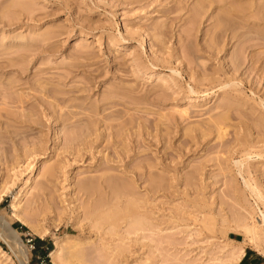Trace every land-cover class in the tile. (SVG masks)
I'll return each mask as SVG.
<instances>
[{
  "label": "rangeland",
  "instance_id": "rangeland-1",
  "mask_svg": "<svg viewBox=\"0 0 264 264\" xmlns=\"http://www.w3.org/2000/svg\"><path fill=\"white\" fill-rule=\"evenodd\" d=\"M259 210L264 0H0V219L29 264H239Z\"/></svg>",
  "mask_w": 264,
  "mask_h": 264
},
{
  "label": "bare ground",
  "instance_id": "bare-ground-1",
  "mask_svg": "<svg viewBox=\"0 0 264 264\" xmlns=\"http://www.w3.org/2000/svg\"><path fill=\"white\" fill-rule=\"evenodd\" d=\"M29 181L27 180V185L29 184ZM113 184H114V182H113ZM86 187H88V186H86ZM22 196L23 195L20 194V196L18 198H16V202H18L20 200V198H22ZM257 198H258V200H260V196L257 195ZM14 207H15L14 208V210H15L16 206H14ZM258 212H259L258 218H260L259 222H257L256 219L252 218V216L250 214H248L249 217H244V219H242V222L240 223V227L242 228L241 230H243V232L245 234V237L248 239V243L252 247H254L257 250H259L262 254H264V211L259 210ZM135 214H136V212H135ZM107 218H109V217H107ZM15 219L17 221H20L24 226L29 227L31 231L38 232L33 227L28 225V223H27L28 221H26V220H24V219H22L20 217H18V218L15 217ZM135 221H136V219H135ZM137 224H139V223H137ZM139 226H141V225H139ZM0 233H1V236L3 237V240L13 249V251L15 252L17 258L20 260L21 264H29L28 253L25 250L26 246L24 245L25 247H23V244H22V242L20 241V238H19V234L14 230V228L11 226V224L8 221H6L4 218L0 219ZM59 248H61V247L58 244H56L55 245V250L51 251V257L53 258V261H55L56 258L59 257V256L57 257V250H59ZM80 252H81V250L79 252L78 251H70L69 252V256H68L67 259H69V260H74V259L78 260V259H80L82 257L81 255H83ZM244 252H245V249H243V248L240 251H238L237 256H236L238 262L240 261V259L244 255ZM67 253H68V251H67ZM83 253H85V252H83ZM66 255H68V254H65V256ZM84 256L85 255H83V257ZM232 258H233V256H232ZM66 261H68V260H66ZM83 261H81V262H83ZM70 262H72V261H70ZM70 262H68V263H70ZM75 262H78V261H75Z\"/></svg>",
  "mask_w": 264,
  "mask_h": 264
},
{
  "label": "crops",
  "instance_id": "crops-1",
  "mask_svg": "<svg viewBox=\"0 0 264 264\" xmlns=\"http://www.w3.org/2000/svg\"><path fill=\"white\" fill-rule=\"evenodd\" d=\"M239 264H264V258L251 248H245L244 255L238 262Z\"/></svg>",
  "mask_w": 264,
  "mask_h": 264
},
{
  "label": "trees",
  "instance_id": "trees-1",
  "mask_svg": "<svg viewBox=\"0 0 264 264\" xmlns=\"http://www.w3.org/2000/svg\"><path fill=\"white\" fill-rule=\"evenodd\" d=\"M34 243L37 245V251L40 250L41 246L50 244L48 241H44L41 239L34 240ZM52 250H53V247L50 246V248L44 252V256L46 257V255H48Z\"/></svg>",
  "mask_w": 264,
  "mask_h": 264
},
{
  "label": "built area",
  "instance_id": "built-area-1",
  "mask_svg": "<svg viewBox=\"0 0 264 264\" xmlns=\"http://www.w3.org/2000/svg\"><path fill=\"white\" fill-rule=\"evenodd\" d=\"M28 243L31 244V248L34 249L33 240H29Z\"/></svg>",
  "mask_w": 264,
  "mask_h": 264
}]
</instances>
